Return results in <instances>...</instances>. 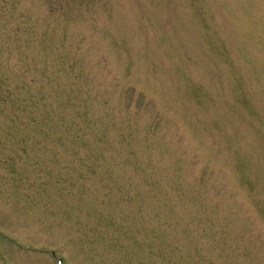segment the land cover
Here are the masks:
<instances>
[{
	"label": "rangeland",
	"instance_id": "1",
	"mask_svg": "<svg viewBox=\"0 0 264 264\" xmlns=\"http://www.w3.org/2000/svg\"><path fill=\"white\" fill-rule=\"evenodd\" d=\"M0 79V264H264V0H0Z\"/></svg>",
	"mask_w": 264,
	"mask_h": 264
},
{
	"label": "trees",
	"instance_id": "2",
	"mask_svg": "<svg viewBox=\"0 0 264 264\" xmlns=\"http://www.w3.org/2000/svg\"><path fill=\"white\" fill-rule=\"evenodd\" d=\"M246 47V46H245ZM247 48V47H246ZM7 80V79H6ZM23 89H25V87H21V86H18V85H16V84H13V85H8L7 83H6V81L4 80V79H0V93H18L20 90H23ZM7 91H9V92H7ZM84 133V132H83ZM84 135V134H83ZM83 137V136H82ZM127 138H130V136H128L127 135ZM86 142H84V144H85ZM128 162H130V161H128ZM127 163V162H126ZM120 165V164H119ZM153 181H152V183H148V182H144V185H145V187H146V189H148L149 190V192H151V191H153V189H154V187H155V185H158V188L160 187V183H159V181L158 180H154V179H152ZM171 189L173 190V188L171 187ZM165 195V194H164ZM165 196H167V195H165ZM157 199H158V197H157ZM197 214V213H196Z\"/></svg>",
	"mask_w": 264,
	"mask_h": 264
}]
</instances>
